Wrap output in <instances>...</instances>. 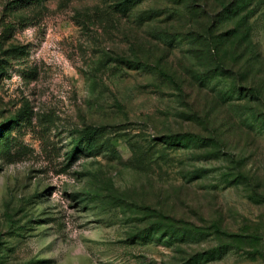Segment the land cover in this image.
<instances>
[{
  "label": "rangeland",
  "instance_id": "1",
  "mask_svg": "<svg viewBox=\"0 0 264 264\" xmlns=\"http://www.w3.org/2000/svg\"><path fill=\"white\" fill-rule=\"evenodd\" d=\"M0 264H264V0H0Z\"/></svg>",
  "mask_w": 264,
  "mask_h": 264
},
{
  "label": "trees",
  "instance_id": "2",
  "mask_svg": "<svg viewBox=\"0 0 264 264\" xmlns=\"http://www.w3.org/2000/svg\"><path fill=\"white\" fill-rule=\"evenodd\" d=\"M171 138H174V137L171 136ZM176 138H179V137H176ZM174 142H179V141H175V140H174Z\"/></svg>",
  "mask_w": 264,
  "mask_h": 264
}]
</instances>
